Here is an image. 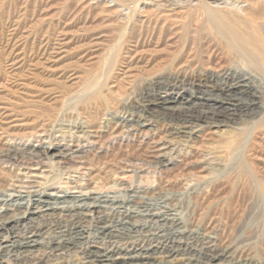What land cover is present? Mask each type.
I'll use <instances>...</instances> for the list:
<instances>
[{"label":"rangeland","instance_id":"obj_1","mask_svg":"<svg viewBox=\"0 0 264 264\" xmlns=\"http://www.w3.org/2000/svg\"><path fill=\"white\" fill-rule=\"evenodd\" d=\"M152 1L165 8L146 0H0V217L25 209L4 210L21 193L68 194L65 204L89 189L145 194L160 207L178 201L184 220L235 264H264V111L240 126L200 125L197 136L140 118L138 105L159 88L155 78L196 91L212 84L214 56L226 50L191 11L198 0ZM50 146L72 159L44 154ZM39 223L14 219L1 232L16 240ZM70 254L66 264L80 257Z\"/></svg>","mask_w":264,"mask_h":264},{"label":"bare ground","instance_id":"obj_2","mask_svg":"<svg viewBox=\"0 0 264 264\" xmlns=\"http://www.w3.org/2000/svg\"><path fill=\"white\" fill-rule=\"evenodd\" d=\"M146 1H150L154 8H165L161 2ZM198 1L190 5L191 11L200 12L203 26L213 30L226 48L220 57L214 56L215 63L208 71L212 84H204L194 91L184 83L164 82L158 77L154 79V84L159 87L157 93L142 100L136 109L139 117L147 122L156 118L175 122L178 128L172 132L182 136H197L200 125L218 128L229 123L236 126L248 124V120L259 117L264 111L261 101L264 97V21L260 18L264 0H235L246 3L240 11L233 9L236 2L232 8H227L228 0H222L224 7H219L220 0L217 3L216 0ZM147 122L138 125L142 128L151 124ZM55 148L50 146L43 152L49 157H58L60 162L69 156L72 159L71 154L53 152ZM36 173L34 177L39 176ZM21 194L10 200L4 210L10 206L25 209L6 220L0 217V264H66L65 258L75 252H79L80 257L71 264L236 262L230 257L231 253L216 248L214 237L203 233L202 227L189 225L184 220L176 204L178 201L166 202L160 207L145 194L135 193L129 198H121L115 191L101 188L80 191L79 197H72L74 201L69 204H65L70 198L68 194L56 197L46 190ZM168 198L165 200H171ZM17 199H21L20 202ZM36 218L42 223L30 224L16 240L13 239L16 236L6 237L1 232L4 224L14 219Z\"/></svg>","mask_w":264,"mask_h":264}]
</instances>
